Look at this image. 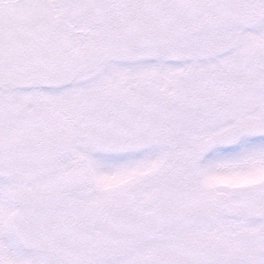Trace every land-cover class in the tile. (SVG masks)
Here are the masks:
<instances>
[{
    "label": "snow or ice",
    "instance_id": "snow-or-ice-1",
    "mask_svg": "<svg viewBox=\"0 0 264 264\" xmlns=\"http://www.w3.org/2000/svg\"><path fill=\"white\" fill-rule=\"evenodd\" d=\"M0 264H264V0H0Z\"/></svg>",
    "mask_w": 264,
    "mask_h": 264
}]
</instances>
